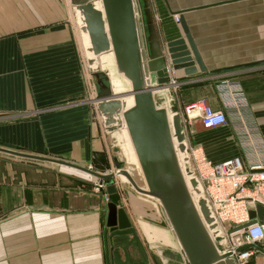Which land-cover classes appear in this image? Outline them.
<instances>
[{
  "label": "crops",
  "instance_id": "0c3cea01",
  "mask_svg": "<svg viewBox=\"0 0 264 264\" xmlns=\"http://www.w3.org/2000/svg\"><path fill=\"white\" fill-rule=\"evenodd\" d=\"M160 1L161 18L173 22L176 14L184 20L206 69L194 77L182 69L171 72L178 81L176 106L205 98L219 109L215 85L233 78L250 104L248 119L264 139V0ZM71 5L70 0H0V146L107 173L114 169L116 150L89 94ZM170 24L175 37L182 36L179 21ZM199 127L197 135L225 129L220 137L231 147L228 154L200 144L212 161L241 153L231 124ZM0 163V264L150 260L140 235L116 234L106 225L109 195L106 187L105 193L95 190L90 175L2 153Z\"/></svg>",
  "mask_w": 264,
  "mask_h": 264
},
{
  "label": "water",
  "instance_id": "95a60500",
  "mask_svg": "<svg viewBox=\"0 0 264 264\" xmlns=\"http://www.w3.org/2000/svg\"><path fill=\"white\" fill-rule=\"evenodd\" d=\"M70 1L88 72L98 87L92 101L116 150L114 169L100 173L3 146L0 153L70 167L104 184L106 225L116 234L140 235L155 264H236L232 252L219 247L224 238L190 170L186 136L174 108L168 68L182 69L187 77L206 71L184 20L179 18L182 36L163 48L148 0ZM262 215L258 206V218ZM247 248L264 255L254 243L237 251ZM131 262L148 264L142 256Z\"/></svg>",
  "mask_w": 264,
  "mask_h": 264
},
{
  "label": "built area",
  "instance_id": "2783aa9c",
  "mask_svg": "<svg viewBox=\"0 0 264 264\" xmlns=\"http://www.w3.org/2000/svg\"><path fill=\"white\" fill-rule=\"evenodd\" d=\"M173 18L179 21L178 15L174 14ZM171 72L174 71L168 68L174 92L178 81ZM215 89L221 104L219 109H214L205 98L177 106L174 103V108L180 114L186 136L190 170L200 181L224 238L219 247L222 251H231L236 264H245L256 252L250 248L237 251L238 248L254 243L264 249V139L248 119L250 104L240 82L223 77ZM227 124L234 129L241 153L214 162L200 144L192 141L196 125L212 130ZM115 184L119 187L116 181ZM105 187L96 183L95 190L105 193ZM258 206L263 208L261 219L257 216ZM251 212L255 214L253 218ZM247 223L245 228L232 230Z\"/></svg>",
  "mask_w": 264,
  "mask_h": 264
},
{
  "label": "rangeland",
  "instance_id": "374dc122",
  "mask_svg": "<svg viewBox=\"0 0 264 264\" xmlns=\"http://www.w3.org/2000/svg\"><path fill=\"white\" fill-rule=\"evenodd\" d=\"M148 2L150 5V9L152 12V16H153V20H154V23L156 26V30H157V33L159 36V40H160L163 48H165L167 41L180 37V36L175 37L177 34H175L174 25L170 24V23L174 24L177 22L174 21V18L172 20L173 22H170L169 19L161 18L160 13H159V9L162 8L160 0H148ZM77 35H79L78 32H77ZM252 83L253 84H250V86H252V88L257 86L256 82H252ZM97 90H98V87L94 81V78L89 74V94L91 96L92 95L96 96ZM252 91H254V90H252ZM254 99L255 100L253 102H257L259 100L258 94ZM260 100H264V96L263 97L260 96ZM256 109H257V105L255 107V110ZM263 110L264 109H262V113L264 115ZM263 125H264V123H263ZM199 128L202 129L201 127H199ZM208 132H210V134ZM205 133H207V134H205ZM224 133H225V129H219V130H214V131L213 130L212 131H203V133L200 135H197V134L193 135L192 141H193V143H198V144H202L204 142V146L206 149L212 150V151L215 150L216 152L223 153V154H228L230 152L231 147L229 146L228 142H226L225 139H223V137H220L221 134H224ZM1 167H2V164L0 163V168ZM116 191L122 197L124 196L122 191L119 188H116ZM123 199L125 201L124 197H123ZM148 263L149 264H155V262L152 260V257H150V260L148 258ZM245 264H264V255L256 252L252 257H250L246 261Z\"/></svg>",
  "mask_w": 264,
  "mask_h": 264
}]
</instances>
